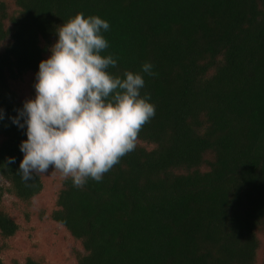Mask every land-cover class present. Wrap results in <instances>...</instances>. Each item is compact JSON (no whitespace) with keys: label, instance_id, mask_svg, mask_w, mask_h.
<instances>
[{"label":"trees","instance_id":"1","mask_svg":"<svg viewBox=\"0 0 264 264\" xmlns=\"http://www.w3.org/2000/svg\"><path fill=\"white\" fill-rule=\"evenodd\" d=\"M79 13L109 22L113 75L153 65L141 95L156 115L102 182H61L50 218L76 264H264V0H0V165L16 160L0 167V264L20 228L5 197L44 190L17 174L26 136L8 118Z\"/></svg>","mask_w":264,"mask_h":264},{"label":"clouds","instance_id":"2","mask_svg":"<svg viewBox=\"0 0 264 264\" xmlns=\"http://www.w3.org/2000/svg\"><path fill=\"white\" fill-rule=\"evenodd\" d=\"M109 30L108 21L83 13L60 26L50 55L38 64L34 98L8 118L26 136L19 144L23 158L17 171L26 184L50 172L70 179L75 188L89 180L102 182L136 149L142 127L156 115L150 94L141 95V73L154 76L153 65L145 62L140 72L123 76L109 72L117 67V58L101 55L109 48L103 35ZM15 163L6 157L0 167Z\"/></svg>","mask_w":264,"mask_h":264},{"label":"rangeland","instance_id":"3","mask_svg":"<svg viewBox=\"0 0 264 264\" xmlns=\"http://www.w3.org/2000/svg\"><path fill=\"white\" fill-rule=\"evenodd\" d=\"M14 88L18 91L24 86ZM41 176L44 190L30 206L5 197V205L20 228L12 239L5 242L1 255L4 264H25L27 257L41 264H76V254L81 252L79 244L74 243L67 231L50 218L63 178L56 172Z\"/></svg>","mask_w":264,"mask_h":264}]
</instances>
